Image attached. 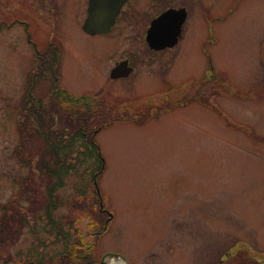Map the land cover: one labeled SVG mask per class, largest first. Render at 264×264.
Segmentation results:
<instances>
[{
  "label": "rangeland",
  "instance_id": "rangeland-1",
  "mask_svg": "<svg viewBox=\"0 0 264 264\" xmlns=\"http://www.w3.org/2000/svg\"><path fill=\"white\" fill-rule=\"evenodd\" d=\"M233 2L223 0L221 8ZM14 7L10 0L3 12L11 13ZM46 29L31 32L41 48L47 43ZM25 32L16 21L0 22V222L1 227L8 223L16 230L3 236L0 264H27L30 258L38 259L40 249L43 259L57 261L66 243L52 229V221L64 215H79L73 227L63 224L70 239L76 237V225L84 241H92L94 227H87V222L91 218L101 226L106 222L93 209L94 196L88 194L101 163L96 184L112 219L98 240L96 258L116 253L127 264H220L221 258L223 264H264V58L258 48L263 40L264 0H241L231 15L214 24L213 61L226 70L224 80L214 78H221L222 90L226 89L213 82L217 94H212L209 105L178 106L143 124L106 123L119 115L147 116L146 103H91L95 113L84 115V121V113L70 115L54 105L50 93L55 82L73 95L91 93L85 94L90 101L98 99L93 92L101 89L124 99L161 88L158 76L135 75L109 84L94 65L92 39L80 33L83 57L68 55L55 61L52 70L61 72L58 79L46 68L44 75L34 78L33 68L40 61ZM189 55L196 60L174 64L168 73L172 79L187 75L178 68L203 65L198 51ZM191 72L204 78L197 70ZM38 98L40 114L54 115L56 131L63 132L59 139L71 142V148L59 152L68 166L63 184L53 192L57 207L51 220L42 215L50 200L47 188L55 177L39 163L44 159L41 163L50 165L53 157L38 155L43 153V140L27 110V100L39 104ZM85 122L88 137L105 126L94 136L98 153H88L87 141L74 134Z\"/></svg>",
  "mask_w": 264,
  "mask_h": 264
},
{
  "label": "flooded vegetation",
  "instance_id": "flooded-vegetation-1",
  "mask_svg": "<svg viewBox=\"0 0 264 264\" xmlns=\"http://www.w3.org/2000/svg\"><path fill=\"white\" fill-rule=\"evenodd\" d=\"M8 1H0V11L3 13L1 22L8 17L20 23L24 29L30 27L36 31L47 28L48 37L43 52L37 50L36 41L28 37L39 58L60 63L68 55L81 57V33L92 39V52L96 57L94 65L107 76L109 83H119L135 75L158 76V81L162 82L158 89L165 92L172 88L173 93L171 99L155 103H194L197 74L191 71L197 70L201 76L214 74V24L224 21L241 0H234L231 7L225 10L220 5L223 0L218 4L220 7L217 0H94L95 26H101L105 17L113 19L107 30L95 32L83 28L92 0H13L15 7L11 13L3 12ZM74 8H77L75 16ZM65 26L67 29L64 31ZM153 27L157 28L159 38H153L157 44L155 46L150 43L152 37L149 36ZM174 33L173 44H166L167 37ZM262 39L258 42V48L259 55L264 58V32ZM192 51H198L203 65L195 69L188 66L178 68L179 73L187 75L172 79L168 73L174 64L196 60L189 55ZM112 73L118 77L112 78ZM186 81H189L188 87H180Z\"/></svg>",
  "mask_w": 264,
  "mask_h": 264
},
{
  "label": "trees",
  "instance_id": "trees-1",
  "mask_svg": "<svg viewBox=\"0 0 264 264\" xmlns=\"http://www.w3.org/2000/svg\"><path fill=\"white\" fill-rule=\"evenodd\" d=\"M52 94V99L55 101L53 103H55L54 105H56L57 107H59L60 109L68 112L70 115H74V116H81V113H84L82 118L84 119V115L85 116H92V114L95 113V109H93L91 106V102L87 101L85 99V97L83 98H79V100H84L85 102L82 103H71V100H73V98L69 97V96H63L61 95L60 91L56 90L55 87L52 89L51 93ZM211 94H216L214 92V89L212 90ZM206 101L207 99L204 98ZM92 101V100H91ZM93 103H109L108 97L107 96H101L98 99L94 100ZM179 103H161L158 107H157V112L152 116V117H156V114L164 112L169 110L170 106H174L177 105ZM207 104V103H206ZM42 104H35L32 103V105L30 107L27 108L28 111H30L29 113L31 114L30 119L32 118V127L35 131H37V133H39V137L43 140V147H42V151L43 153L38 154L39 156H45L49 155L52 156V164L47 165L46 163H41L44 159H42L39 163V167L40 168H44L47 173L49 172L51 175H53L55 177V182L54 184L50 185L47 189V197L49 202L46 204L45 206V214L42 215V218H49L50 220L52 219V210L57 207V205L52 201L53 198V192L54 189H56V187H58L59 185L63 184L62 181V177L65 171H67V167L68 164L63 161V157H62V153H59L60 151H64V150H68L69 146H71V142L69 141V143L64 144V141H66L67 139H64V137L62 136L61 139H59V136H61L63 134V132H59L56 131L55 128V120L56 117L54 115L49 116L46 113L40 114L41 112H43V109L40 107L38 108L37 106H41ZM118 106V105H117ZM116 107V105L114 106ZM149 107V106H147ZM119 113V112H117ZM115 114V112H114ZM122 117V118H121ZM48 118L49 119V123L45 122V119ZM140 118H144L146 119L147 117L144 116H140ZM113 119V118H111ZM115 119H124V116L119 115L117 116ZM114 119V120H115ZM127 119H132V117H128ZM108 120V118L106 119ZM85 121V119H84ZM104 123V122H103ZM48 124V127H45ZM106 124H109L106 123ZM104 125V124H103ZM101 125V126H103ZM87 126V123H83L82 125H80L77 129V131L74 134L79 135L80 137H83L86 141H87V151L88 153H92L95 154V151L98 153V145L96 144V142L94 141L93 138V134L94 131L92 133H90L91 136L88 137V131H86L85 127ZM100 126V127H101ZM98 127V128H100ZM53 131L54 137H51L50 134H52L51 132ZM72 140V139H71ZM68 141V140H67ZM102 163L99 165L98 170L94 173L95 175V179L98 178V176L101 174V168H102ZM51 167V168H49ZM63 169H66L63 171ZM48 173V174H49ZM93 191V190H92ZM89 195H93L94 197H90L88 196V200L91 198L92 200V205H93V209H95L98 212V215L103 216L104 218L106 217V214L104 212H102V210H100L99 208V198L97 197L95 191H93V194L88 193ZM90 197V198H89ZM55 198V197H54ZM86 199V200H87ZM52 201V202H51ZM82 203L77 204L75 207L80 206ZM86 204V201H85ZM79 215H76L74 218L71 216L69 217L68 215H64L61 216L59 220L57 221H52V229L56 230V235L63 237L62 239L66 242V247H65V251L64 252H60L57 255V261H54V257H49L48 259H43V255L42 252L43 250H40L36 257L38 258L37 264H43V263H47V264H99V259L95 257V251L97 250V240L99 239V237L106 231L107 229V220L106 222L101 226L99 221H97V219H92L91 216H89L91 218V220H89L86 224L87 227L89 226H93L94 227V239L92 241H84L83 238V231L81 229H79L76 225L75 228H73L74 232L76 231V237L74 239H70V235L67 233V231L65 229H63V224L64 223H69V225H71V227L74 226V224L76 223L77 219H78ZM26 220L25 217H22ZM106 219V218H105ZM51 222V221H50ZM89 223V224H88ZM12 231L14 233H16V230L13 228H9V224L7 223L4 227H1V222H0V245L4 242L3 236L5 235H12ZM82 231V232H81ZM7 238H10V236H8Z\"/></svg>",
  "mask_w": 264,
  "mask_h": 264
},
{
  "label": "water",
  "instance_id": "water-1",
  "mask_svg": "<svg viewBox=\"0 0 264 264\" xmlns=\"http://www.w3.org/2000/svg\"><path fill=\"white\" fill-rule=\"evenodd\" d=\"M93 1L92 0V5L90 7V16L88 18V20L86 21L85 25H84V28L86 30H91L94 28V23L96 22L95 21V9L96 7L93 5ZM103 18V17H102ZM112 22V19L111 18H108V17H105V19L102 20V24L104 23L103 26H101V30H105L106 28H108V26L111 24ZM157 28L156 27H153L151 29V32H150V37H152L151 39V44H153L154 46L157 45L155 41H153V38L154 39H159L157 38ZM177 33V32H176ZM172 38H175V33L171 36V37H167V39L165 40V43L166 44H172ZM150 40V38H149ZM115 76V75H114ZM101 264H124L123 263V259L118 255V254H115V253H107L105 254L102 259H101Z\"/></svg>",
  "mask_w": 264,
  "mask_h": 264
}]
</instances>
